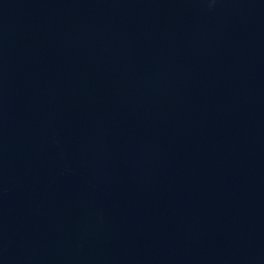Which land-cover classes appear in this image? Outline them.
Wrapping results in <instances>:
<instances>
[{
    "label": "water",
    "instance_id": "obj_1",
    "mask_svg": "<svg viewBox=\"0 0 264 264\" xmlns=\"http://www.w3.org/2000/svg\"><path fill=\"white\" fill-rule=\"evenodd\" d=\"M0 264H264V0H0Z\"/></svg>",
    "mask_w": 264,
    "mask_h": 264
}]
</instances>
